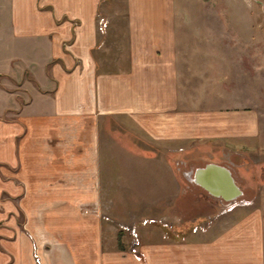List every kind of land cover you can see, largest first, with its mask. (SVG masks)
Instances as JSON below:
<instances>
[{"label":"crops","instance_id":"obj_1","mask_svg":"<svg viewBox=\"0 0 264 264\" xmlns=\"http://www.w3.org/2000/svg\"><path fill=\"white\" fill-rule=\"evenodd\" d=\"M111 1L0 0V32L15 41V52L6 58L12 63L26 54V66L43 86L32 88L39 106L0 123L7 132L0 142V184L20 207L7 201L0 234L9 249L22 247L15 258L0 255V264H264L260 110L224 103L183 82L176 0H124L107 13L110 24L102 33L98 16ZM121 16L125 41L117 48V66L106 69L100 54L116 45L112 27ZM200 47L210 52L207 45L192 42L186 47L188 61L202 59ZM111 119L180 147L184 141L215 143L222 155L215 152L213 162L239 169L235 181L244 203L210 220L201 234L171 237L175 232L160 227L143 233L142 260L118 248L116 231L101 215L104 170L121 159L114 151L107 155L110 144L104 136ZM231 152L241 156L237 162L230 161ZM252 154L261 157L255 160L262 170L256 177L249 171ZM144 159L167 164L166 158ZM164 178L177 185L175 176ZM252 182H257L255 190ZM166 185L163 190L172 194ZM20 209L23 223L17 220ZM9 228L15 230L13 238L7 237Z\"/></svg>","mask_w":264,"mask_h":264},{"label":"rangeland","instance_id":"obj_2","mask_svg":"<svg viewBox=\"0 0 264 264\" xmlns=\"http://www.w3.org/2000/svg\"><path fill=\"white\" fill-rule=\"evenodd\" d=\"M123 2L124 0H112L108 6L103 5L99 16H103L107 22L103 31L98 29L100 32L105 33L109 28L110 16L107 13L114 12L117 5L122 6ZM115 23L118 27L111 29L119 39L115 46H107L109 49L100 54L101 58L106 59L102 61V66L106 69L117 66V48L125 41L123 16ZM176 27L183 82H189L201 94L208 93L215 99L224 98V103L230 105L256 106L261 113L264 133V0H176ZM106 41L109 44L111 40ZM120 41L122 42L119 44ZM28 42L24 40L23 44ZM192 42L195 46L209 47L208 53L201 47L196 49L199 51L197 56L202 58L200 61H188L186 47ZM14 45L13 38L1 31L0 123L15 120L25 108L39 106V95L32 88L36 85L35 88L41 90L43 87L34 80L35 77L26 66V54L24 57L17 56L12 63L8 61L6 57L15 52ZM9 71L17 76L23 71L24 73L17 77ZM106 127L109 131L105 132L104 137L111 145L107 155L114 151L119 153L121 159L104 170L101 215L116 231L113 238L117 236L118 248L131 252L136 258H144L143 233L160 227L167 233L175 232L173 235L171 233V237L178 234V237L185 236L190 232L201 234L207 231L210 220L214 221L218 216L244 203L243 199L228 202L216 199L205 188L190 182L185 174L186 171H194L196 167L214 161L218 155L215 152L219 151L222 155L215 143L206 140L193 143L184 141L180 147L181 144L150 139L116 120L111 119ZM6 134L0 126V142ZM129 148L131 152H135L136 157L129 155ZM154 156L166 158L167 164H161L158 159H144ZM229 157L230 161L237 162L241 156L237 152H231ZM260 158L257 154L248 157L251 163L249 171L255 177L258 172H262L255 165V160ZM232 168L238 175L237 166L233 165ZM166 174L175 176L176 186L166 181ZM109 177L111 180L105 179ZM163 184H167V189L172 194L163 190ZM251 184L255 190L257 182ZM1 186L0 184V220L4 219L2 212L8 200H12V206L20 208L17 199H9ZM17 220L20 223L25 221L22 209L19 210ZM129 228L135 230L138 242L133 241L134 235ZM14 231L9 228L7 232L10 235L7 237L14 236ZM23 231L29 234L24 227ZM2 237L4 236L0 234V255L10 253L15 258L16 253H21L20 245H9V249ZM23 253H26V247Z\"/></svg>","mask_w":264,"mask_h":264},{"label":"water","instance_id":"obj_3","mask_svg":"<svg viewBox=\"0 0 264 264\" xmlns=\"http://www.w3.org/2000/svg\"><path fill=\"white\" fill-rule=\"evenodd\" d=\"M190 182L205 188L210 194L225 201L241 200L243 191L235 181L233 168L213 161L186 171Z\"/></svg>","mask_w":264,"mask_h":264},{"label":"built area","instance_id":"obj_4","mask_svg":"<svg viewBox=\"0 0 264 264\" xmlns=\"http://www.w3.org/2000/svg\"><path fill=\"white\" fill-rule=\"evenodd\" d=\"M98 20H99L98 28L103 31L105 26H106V22L107 21L105 20V18L103 16H99ZM128 230L133 232V235H134V240L133 241L138 242V235L136 234L135 230L134 229L131 230V228H129Z\"/></svg>","mask_w":264,"mask_h":264}]
</instances>
